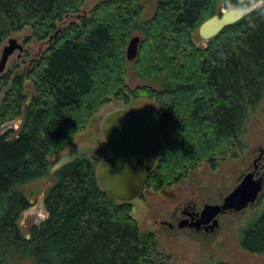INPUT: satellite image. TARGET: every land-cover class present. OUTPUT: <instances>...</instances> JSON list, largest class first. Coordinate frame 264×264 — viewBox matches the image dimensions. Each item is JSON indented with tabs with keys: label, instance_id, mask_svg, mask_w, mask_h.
I'll list each match as a JSON object with an SVG mask.
<instances>
[{
	"label": "trees",
	"instance_id": "trees-1",
	"mask_svg": "<svg viewBox=\"0 0 264 264\" xmlns=\"http://www.w3.org/2000/svg\"><path fill=\"white\" fill-rule=\"evenodd\" d=\"M258 1L156 0L145 18L142 0H101L85 16V0H0V46L25 28L32 31L26 43L51 41L25 73L0 76V127L23 121L18 131L0 132V264H167L132 203L102 190L96 158L83 155L55 172L44 202L48 217L29 237L18 225L30 207L22 189L48 178L50 158L112 101L158 104L162 146L147 187L181 181L201 163L236 158L249 116L264 101V5L203 47L195 37L205 20L221 14L220 5L244 9ZM134 33L139 53L129 62ZM128 64L148 83L127 85ZM258 204L240 246L263 255L264 190Z\"/></svg>",
	"mask_w": 264,
	"mask_h": 264
},
{
	"label": "rangeland",
	"instance_id": "rangeland-1",
	"mask_svg": "<svg viewBox=\"0 0 264 264\" xmlns=\"http://www.w3.org/2000/svg\"><path fill=\"white\" fill-rule=\"evenodd\" d=\"M99 1L101 0H85L80 15H88L92 7ZM142 2L145 5L144 17L150 18L155 12L156 0H142ZM258 3H260L259 7H262L264 0H259ZM228 6L220 5L219 13H222ZM70 20L80 21L76 17ZM31 34V29L25 28L21 32L12 34L0 46V59L3 48L10 39H16L23 46L22 51H16L9 58L4 73L9 72V70H13L15 73H25L38 62L43 51L51 45L49 43L51 41L42 43L36 39L24 43V40ZM136 35L140 36L137 33H134L133 36ZM195 41L197 46H205L198 35L195 37ZM126 83L134 88L148 82L138 78L134 66L128 64ZM30 99L31 93L29 92V97L27 95L26 100L27 104L30 103ZM119 108H142L151 110L156 114L159 109L156 101L149 98L131 100L128 105L112 101L102 106L92 118L90 125L76 135L74 142L60 156L50 158V176L31 183L22 189L30 201V207L21 214L18 220L20 230L26 237H29L33 226L40 225L48 217L44 203L45 197L48 189L54 184V174L58 170L56 166L60 159L70 150L79 146H91L101 152H106L107 145L101 130V124L109 112ZM22 122L21 119L8 122L0 127V132L18 131ZM242 144L243 150L236 158L219 159L214 165L201 163L195 169L189 171L187 177L181 180L179 185L181 187L180 196L195 201L198 206L205 204L221 205L220 203L224 201V198L239 185L247 173L256 168L264 177V156L260 157V150L264 149V101L249 116ZM102 147H105L106 150ZM131 203L134 217L140 228L144 231H151L156 235L160 250L168 257L167 264H213L218 261L229 264H264V254H251L244 251L240 246L243 231L251 223L257 213L256 211L259 209L258 200L256 204L249 206L244 211H235L222 217L223 226L211 239L191 235L187 231H170L167 227L156 226L153 222L167 217L172 205V201H168L156 191L148 188L144 191L142 197Z\"/></svg>",
	"mask_w": 264,
	"mask_h": 264
},
{
	"label": "water",
	"instance_id": "water-1",
	"mask_svg": "<svg viewBox=\"0 0 264 264\" xmlns=\"http://www.w3.org/2000/svg\"><path fill=\"white\" fill-rule=\"evenodd\" d=\"M256 3L239 9L229 5L221 14L205 20L199 27L198 35L209 41L225 28L233 25L259 8ZM58 33H56L57 35ZM141 38L133 36L126 49L129 62L136 60ZM23 46L12 38L4 46L0 59V75L4 73L9 58L22 51ZM29 97V92L27 93ZM101 130L106 140L107 151L101 152L91 146H79L64 155L56 168L75 161L83 155L98 160L97 176L103 191L121 202H132L146 189L150 172L154 169L160 155L162 139L158 130L157 114L142 108H119L109 112L102 121ZM264 156V149L260 150ZM257 169L247 173L239 185L229 193L221 205L207 204L201 212L198 223H211L217 226V217L225 211L241 212L256 204L264 190V177H255Z\"/></svg>",
	"mask_w": 264,
	"mask_h": 264
},
{
	"label": "flooded vegetation",
	"instance_id": "flooded-vegetation-1",
	"mask_svg": "<svg viewBox=\"0 0 264 264\" xmlns=\"http://www.w3.org/2000/svg\"><path fill=\"white\" fill-rule=\"evenodd\" d=\"M202 42L204 45L207 44V41L202 40ZM24 43L26 42L24 41ZM261 176L262 175L260 174V172L256 171L255 177L259 178ZM180 183L181 181H178L175 183H171L170 185H163L162 187L158 188L146 186L145 191L149 188L150 190L156 191V193L162 194V196L165 197V199H167L168 201H172L169 215L161 220H155L153 223L156 226L160 225L167 227L170 231H187L191 235H198L206 239H211V237L216 235L222 228V217L235 211L222 212L217 217V226L214 228H211L212 222L207 224L198 223V221L200 220L201 212L206 204L203 206H198L195 201L182 198L179 194L181 191V187L179 186ZM142 195L140 197H142ZM221 262L229 264L224 261Z\"/></svg>",
	"mask_w": 264,
	"mask_h": 264
}]
</instances>
